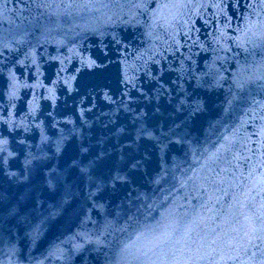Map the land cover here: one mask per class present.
Masks as SVG:
<instances>
[{"label": "water", "instance_id": "water-1", "mask_svg": "<svg viewBox=\"0 0 264 264\" xmlns=\"http://www.w3.org/2000/svg\"><path fill=\"white\" fill-rule=\"evenodd\" d=\"M167 3L152 0L101 264H162L157 220L179 222L190 245L163 264H261L264 5L193 0L176 15L174 8L158 7Z\"/></svg>", "mask_w": 264, "mask_h": 264}, {"label": "snow or ice", "instance_id": "snow-or-ice-1", "mask_svg": "<svg viewBox=\"0 0 264 264\" xmlns=\"http://www.w3.org/2000/svg\"><path fill=\"white\" fill-rule=\"evenodd\" d=\"M192 2L193 0H169V3L158 5V7L174 8L177 10L176 15H180V10L190 8L192 6ZM260 3L264 5V0H260ZM213 6L219 7L220 5L216 4ZM249 7H251V4H249ZM260 27L262 30H264V22H261ZM185 35H187V33H185ZM222 35L223 33H221V36ZM217 43H219V41H217ZM237 46L242 45L238 42ZM10 95L14 96L15 92H11ZM156 230L158 232L157 236L155 237L157 240L156 247L160 250L162 264L163 259L167 258L169 255L175 258L177 253L183 254L185 249H190L189 241L186 238V235L179 222H177L175 225H164L162 220H157ZM261 264H264V261H261Z\"/></svg>", "mask_w": 264, "mask_h": 264}]
</instances>
